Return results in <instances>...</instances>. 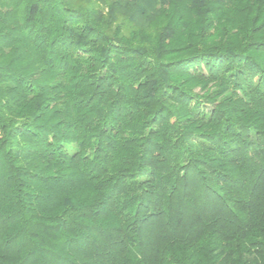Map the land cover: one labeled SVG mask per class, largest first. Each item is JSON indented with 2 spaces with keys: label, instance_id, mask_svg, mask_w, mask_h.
<instances>
[{
  "label": "trees",
  "instance_id": "trees-1",
  "mask_svg": "<svg viewBox=\"0 0 264 264\" xmlns=\"http://www.w3.org/2000/svg\"><path fill=\"white\" fill-rule=\"evenodd\" d=\"M0 264H264V0H0Z\"/></svg>",
  "mask_w": 264,
  "mask_h": 264
}]
</instances>
